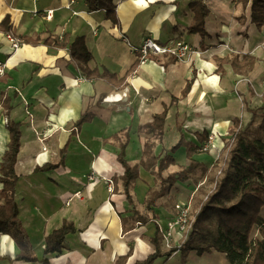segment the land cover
I'll list each match as a JSON object with an SVG mask.
<instances>
[{"label": "crops", "instance_id": "obj_1", "mask_svg": "<svg viewBox=\"0 0 264 264\" xmlns=\"http://www.w3.org/2000/svg\"><path fill=\"white\" fill-rule=\"evenodd\" d=\"M191 1L114 0L119 19L115 25L104 11L90 12L83 0H0V22L8 16L13 26L10 33L0 30V62L6 63L0 78V164L10 141L9 116L21 123L15 200L35 256H43L45 239L67 221L76 233L67 235L61 253L46 256L50 264H115L130 249L126 264L147 259L155 252L150 240L158 230L157 222L165 224L175 212L174 205L189 200L196 186L192 177L197 175L176 183L161 198L160 207L154 208V222L134 224L129 220L134 208L148 213L144 199L151 179L139 177L144 198L137 199L136 182L131 205L118 180L124 173L117 161L118 148L106 139L129 130L127 159L138 164L146 142L141 127L164 111V137L161 143L156 142L155 155L178 143V124H182L188 143L202 146L206 141L201 142L198 134L208 137L213 133L221 147L234 119L240 118L245 126L252 117L248 109L264 107V28L250 24L249 9L233 0H207V36L189 34L194 19ZM48 11H53L50 18ZM242 15L246 24L239 20ZM65 34L70 41L84 37L93 54L89 68L107 73L105 78L87 79L68 47L43 43L49 37L62 40ZM8 36L22 41L17 49ZM24 37L31 41L25 43ZM146 38L161 45L181 40L192 46L194 53L184 61L160 55L137 64L136 49ZM246 56L256 60L253 71L236 74L233 61ZM217 59L228 60L222 73L217 72ZM189 82H193L192 88L183 96ZM124 89L126 99L103 101ZM84 112H89L91 119L77 127ZM181 150L175 154L177 161L186 148ZM195 158L208 170L214 155L200 153ZM60 163L55 170L36 171ZM108 180H113L112 191ZM161 251L168 252L163 244ZM19 252L11 236L0 234V264H40L16 261ZM178 255L161 256L153 264H178Z\"/></svg>", "mask_w": 264, "mask_h": 264}, {"label": "trees", "instance_id": "obj_2", "mask_svg": "<svg viewBox=\"0 0 264 264\" xmlns=\"http://www.w3.org/2000/svg\"><path fill=\"white\" fill-rule=\"evenodd\" d=\"M90 12L104 11L106 18L117 25V16L114 0H83ZM241 4L243 9H249L250 24L258 29L264 28V0H233ZM194 13V19L187 32L199 34L202 38L207 36L205 29L206 18L210 10L207 0H192L189 4ZM239 20L246 24L247 18L242 15ZM13 29L9 17L0 22V30L10 33ZM39 42V37H37ZM37 40L34 43H38ZM23 41L29 43L30 38L24 37ZM43 43L53 44L60 48L68 47L71 58L79 67L87 79H101L107 73H100L98 69L91 70L88 66L93 59V54L88 50L84 37H77L70 41L65 34L61 40L59 37L46 38ZM256 60L252 57H244L243 60L236 58L232 67L236 74L245 75L252 72ZM140 61H137V64ZM218 70L222 73L223 65L228 63L227 59H217ZM193 82L187 84L183 96H187L192 88ZM264 107L248 109L252 117L245 126L241 125V119L233 120V128L223 138L225 143L224 151L227 155L225 167L222 168L220 179L217 180L215 189L208 195V198L200 205L199 211L195 214L196 219L193 229L180 248L163 253L161 251L160 233L156 232L150 240L155 252L147 259L136 264H153L161 256L170 258L174 253H181V261L185 262L193 252L199 256L218 252L224 254L229 264H264V220L261 212L264 208ZM167 112L154 117L153 121L143 127L141 132L146 136V142L142 151V157L138 164H131L127 159V147L131 141L129 130H120L111 135L107 141H112L118 148L117 161L124 169L119 176L123 194L128 202L134 205L132 191L140 177V167L152 173L158 180V189L149 190L145 199L147 212L142 213L136 208L129 220L136 224H149L154 222L156 215L154 208L165 195L169 194L172 187L178 182H186L191 175L198 171H207L204 162L196 159L197 154L203 153L200 147L188 143L185 140L182 124H178L180 139L178 143L165 151L162 155H155L156 142H162L165 131ZM91 119L89 112H84L76 123L79 127ZM258 123V126L253 127ZM7 130L10 141L0 164V234H6L13 238L20 249L19 254L14 258L16 261L50 264L46 256L59 254L66 248V237L76 233L72 223L64 221L60 229L55 230L45 239L44 253L41 258L35 256L29 235L20 218L19 206L15 200L16 188L19 181L15 171V165L21 146V123L7 118ZM201 142L207 141L205 134H198ZM186 148L185 167L178 172L165 175V172L176 165L175 154ZM66 147L62 150L64 153ZM64 159V158H62ZM215 160H213V163ZM62 165L47 164L37 167L36 171L48 172L59 168ZM151 214V215H150ZM257 228L259 236L252 239L251 235ZM132 255V249L116 261L115 264H126Z\"/></svg>", "mask_w": 264, "mask_h": 264}, {"label": "built area", "instance_id": "obj_3", "mask_svg": "<svg viewBox=\"0 0 264 264\" xmlns=\"http://www.w3.org/2000/svg\"><path fill=\"white\" fill-rule=\"evenodd\" d=\"M72 3H74V1H71V4ZM52 13L53 11H48L47 18H50ZM8 38L12 41L15 49H17L22 42L11 36H8ZM136 50L138 51V60L141 64L146 63L153 56L160 55H169L176 60L184 61L194 53L192 46L184 41L179 40L167 45H161L152 38H146L142 45ZM5 69L6 63L0 62V78L4 76ZM127 96V89H124L122 93H114L106 96L103 101L107 103L120 102L123 99H126ZM222 142L224 145L218 147L216 144V135L212 133L208 136L207 141L202 146H199L200 151L203 153L211 152L216 160L223 155L225 156V159H227L226 153H223L225 143L224 141ZM221 173V170L217 172L218 175H221ZM90 179L93 180V175L90 176ZM107 182L109 183V190L112 191L113 180H108ZM205 199H207V196ZM174 210L175 212L173 216L165 224L159 221L157 222L163 246L168 251H171L174 248H180L185 242L189 233L193 229L196 219L195 214L197 213L193 207L192 200L176 203L174 205Z\"/></svg>", "mask_w": 264, "mask_h": 264}, {"label": "rangeland", "instance_id": "obj_4", "mask_svg": "<svg viewBox=\"0 0 264 264\" xmlns=\"http://www.w3.org/2000/svg\"><path fill=\"white\" fill-rule=\"evenodd\" d=\"M257 126H258V123H256V125L253 128L255 129ZM168 140L169 141L167 142V145L170 146V137H168ZM180 151L183 152V150H179L176 154H178ZM185 153H186V150H185L184 154L182 153L178 157V161H177L176 166H171L165 172L166 174L170 170L171 171H178V170L182 169L183 167H185V157H186ZM223 153H225V152H223ZM214 160H215V162L213 164L209 163L210 168L207 171H198L195 173V175H197V176L192 177L196 181H200V182L196 183V181L193 180L196 186H195V189L193 190V192L191 193V195L189 197V200H192L193 207L195 208V211H197V212L200 209L201 203L206 200L205 197L207 196V198H208V195L215 189V182L220 179V175H218L217 172L220 170L222 171V168L225 167V164L227 161V159H225L224 155L217 160L214 157ZM140 169H142V168H140ZM140 177H150L151 182L150 183L147 182L148 188H150V186H151V189H149V190H154V189L159 188L160 184H159L158 180L155 181V176L152 173L147 172V171L142 169V170H140ZM137 185H138L137 186V193H138L137 199L139 201H141L142 200L141 198H144L145 189H144V185L142 182L137 181ZM185 189H186V191H188L189 188H185ZM147 195H148V192H147ZM162 199L158 202V204L162 203ZM171 202H172V200L169 201V203H171ZM159 207H160V205L158 206V208ZM261 216H262V219L264 220V208L261 212ZM258 236H259V231L257 228H255L251 237H252V239H254ZM177 263L178 264H229V261H228L227 257L222 253L213 252V253H208V254H204L202 256H199L197 253L193 252L189 255V259H187L185 262L181 261V253H179Z\"/></svg>", "mask_w": 264, "mask_h": 264}, {"label": "bare ground", "instance_id": "obj_5", "mask_svg": "<svg viewBox=\"0 0 264 264\" xmlns=\"http://www.w3.org/2000/svg\"><path fill=\"white\" fill-rule=\"evenodd\" d=\"M25 150V146L23 147V151ZM23 165V154L20 157V162H19V168H21Z\"/></svg>", "mask_w": 264, "mask_h": 264}]
</instances>
